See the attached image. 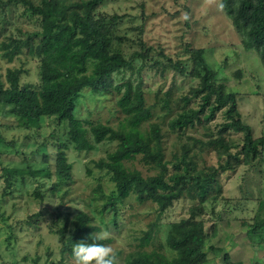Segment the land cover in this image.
Returning <instances> with one entry per match:
<instances>
[{
	"label": "trees",
	"instance_id": "16d2710c",
	"mask_svg": "<svg viewBox=\"0 0 264 264\" xmlns=\"http://www.w3.org/2000/svg\"><path fill=\"white\" fill-rule=\"evenodd\" d=\"M103 2L8 0V4H3L4 7L10 4L14 8L20 5L22 16L39 28L23 38L10 35L0 42V58L6 64L19 60L25 50L37 69L36 83H20L26 70L13 66L6 68L4 79H0L1 114L6 116L9 113L16 120L54 118L57 124L65 123L67 126L66 143H59L56 148L53 174L43 167L25 170L5 167L3 171L9 178L18 175L22 182L24 175L34 179L53 176L54 181L47 191L52 196L71 183V164L65 156L69 146L78 153H89L97 144L114 142L116 147L112 152L92 161L93 167L103 172L112 185L108 192L103 190L100 183L93 190L103 199L102 208L78 211L73 218L66 217L64 223L55 229L60 243V261L71 259L72 243L99 230L98 223H102V214L107 208L114 211L117 205L133 196L138 204H153L156 220L159 221L174 201L185 197L196 204L192 205L188 218L167 223L163 232V246L151 251L144 250L152 245L159 231L158 224L152 223L139 238V250L128 254L123 264H210L204 250L207 234L203 204L216 191V187L217 194H220L218 178L222 174H235L240 167L264 161V135L255 138L250 126L242 121L236 95L227 92L223 85L215 81L216 72L206 63L202 49L185 50L189 55V66L180 60L172 61L162 51L152 57L148 65L151 49L145 48L143 43H140L141 52L125 56L120 47L123 38L113 34L118 17L102 15L99 9ZM222 4L225 14L241 37L244 49L256 51L264 63V0H222ZM107 20L111 22L110 25ZM136 58L142 60L138 74L145 66L160 70L158 73L170 68L180 75L196 79L197 85L175 102L171 101L168 92L164 98L147 105L144 82L139 76L135 86L130 82L123 84V91L116 100V107L124 116L118 129L78 118L76 113L81 97L86 92L98 96L110 93L112 75L123 69H133ZM156 105L165 110L163 119L173 115L168 121V129L181 139L187 137L192 142L190 145L183 144L180 153L174 152L170 159L166 158L161 125L150 122ZM220 112L224 122L215 133L206 134L207 140H197L187 134L197 125L203 126L214 120ZM145 123H149L148 128L144 127ZM229 132L240 135L236 144L225 139ZM195 146L200 151L215 152L217 166L199 167L195 162L196 154L192 153ZM137 159L152 172L151 175H143L132 168L130 164ZM47 160L43 151L41 162ZM91 173V168L87 167L86 174ZM6 182L7 186L11 184L8 180ZM33 193L40 201L45 198L37 188ZM40 215L38 212L26 220L37 228ZM95 219L99 220L98 223ZM106 242L108 240L103 243Z\"/></svg>",
	"mask_w": 264,
	"mask_h": 264
},
{
	"label": "rangeland",
	"instance_id": "374dc122",
	"mask_svg": "<svg viewBox=\"0 0 264 264\" xmlns=\"http://www.w3.org/2000/svg\"><path fill=\"white\" fill-rule=\"evenodd\" d=\"M7 2L0 0V42L10 35L23 38L38 31L37 24L22 16L20 5L4 7ZM99 12L118 17L113 34L123 38L120 47L125 56L141 52L140 43L151 49L148 65L151 58L162 51L172 61L180 60L189 66L185 50L202 49L206 63L216 72L215 81L236 95L242 121L250 126L255 138L264 135V63L256 51L244 49L241 37L224 12L222 0H104ZM106 22L111 24L109 20ZM141 65L142 60L136 58L133 69L115 72L111 92L104 96L86 92L79 101L76 116L118 129L124 116L116 107V100L123 91V84L130 82L135 86L139 76L144 82L147 105L164 98L168 92L175 102L197 85L196 79L170 68L158 73L160 70L145 66L138 74ZM8 66L26 70L20 83L37 82L36 64L25 50L19 60L9 65L0 58L1 80ZM170 106L175 110L173 104ZM164 111L156 105L150 122L161 125L166 158L170 159L174 152L180 153L183 144L192 142L168 129L173 115L163 119ZM41 119L16 120L9 113L3 116L0 111V264H72L71 259L60 261V243L55 229L78 211L102 208L103 199L93 192L98 183L105 192L112 189L104 173L95 169L92 161L112 152L116 147L114 142L97 144L89 153H78L69 146L65 156L71 164V183L55 195L47 193L53 176L34 179L24 175V182L18 175L9 178L3 171L5 167L21 170L43 167L53 174L56 148L59 143H66L67 126L57 124L54 118ZM223 122L220 112L214 120L197 125L187 134L197 140H207L206 134L215 133ZM149 123L144 127L148 128ZM227 134L226 140L238 142L239 134ZM43 151L48 157L45 163L41 162ZM192 153L196 154L195 162L199 167L217 166L215 152L200 151L195 146ZM130 165L143 175L152 174L139 159ZM87 167L91 168V175L86 174ZM231 173L218 178L220 194L216 187L211 199L203 204L207 234L204 250L210 264H254L264 256V161H255ZM6 180L11 183L9 186ZM36 188L45 196L42 201L33 195ZM193 204L196 203L181 197L157 221L153 204H138L131 196L114 211L107 208L101 224L98 219L95 221L111 233L106 243L115 249L118 264H123L128 254L139 250V238L150 224L157 223L159 231L152 245L144 248L147 251L163 246L167 223L188 218ZM38 212L41 215L35 228L26 219Z\"/></svg>",
	"mask_w": 264,
	"mask_h": 264
},
{
	"label": "clouds",
	"instance_id": "9594fccd",
	"mask_svg": "<svg viewBox=\"0 0 264 264\" xmlns=\"http://www.w3.org/2000/svg\"><path fill=\"white\" fill-rule=\"evenodd\" d=\"M111 233L106 228L90 232L79 242L72 243V264H116V251L107 243Z\"/></svg>",
	"mask_w": 264,
	"mask_h": 264
},
{
	"label": "built area",
	"instance_id": "2783aa9c",
	"mask_svg": "<svg viewBox=\"0 0 264 264\" xmlns=\"http://www.w3.org/2000/svg\"><path fill=\"white\" fill-rule=\"evenodd\" d=\"M256 264H264V256L261 261L256 262Z\"/></svg>",
	"mask_w": 264,
	"mask_h": 264
}]
</instances>
